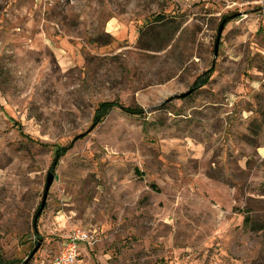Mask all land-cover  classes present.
I'll return each mask as SVG.
<instances>
[{"label":"rangeland","instance_id":"rangeland-1","mask_svg":"<svg viewBox=\"0 0 264 264\" xmlns=\"http://www.w3.org/2000/svg\"><path fill=\"white\" fill-rule=\"evenodd\" d=\"M76 230L85 264H264V0H0V264Z\"/></svg>","mask_w":264,"mask_h":264},{"label":"built area","instance_id":"built-area-1","mask_svg":"<svg viewBox=\"0 0 264 264\" xmlns=\"http://www.w3.org/2000/svg\"><path fill=\"white\" fill-rule=\"evenodd\" d=\"M95 242V232L76 230L63 243L57 257L47 263L39 264H85L80 257L81 247L91 246Z\"/></svg>","mask_w":264,"mask_h":264},{"label":"trees","instance_id":"trees-1","mask_svg":"<svg viewBox=\"0 0 264 264\" xmlns=\"http://www.w3.org/2000/svg\"><path fill=\"white\" fill-rule=\"evenodd\" d=\"M157 21L163 23V22H166L164 17L161 16V15H158L156 17ZM204 81L203 82H207L206 79H203ZM203 86V85H202ZM115 107H119L121 109H123V111L129 113V114H133V115H138V114H141L142 111H139L138 109H131V108H124L120 105H118L117 103H112V102H104V103H101L96 111V116H95V119L96 120H102L106 117V115L112 110L114 109ZM70 147H66V148H58L55 150V157L58 159V158H61V156H63L64 154L67 153V151L69 150ZM249 224H252L251 220L249 217H246L245 218V225L248 226ZM255 228V227H253ZM20 263H23L22 261ZM17 264V263H15Z\"/></svg>","mask_w":264,"mask_h":264},{"label":"water","instance_id":"water-1","mask_svg":"<svg viewBox=\"0 0 264 264\" xmlns=\"http://www.w3.org/2000/svg\"><path fill=\"white\" fill-rule=\"evenodd\" d=\"M222 30H223V25L221 26V28L219 30V35L222 33ZM190 94H191V92L184 93L181 96H179V99H184V98L188 97ZM53 181H54V176H53V174L50 173L48 175V178H47V183H46V187H45V191H44V195H43V199H42L41 208H40V210L36 216V220L40 216L42 210L44 209L46 199L48 196V192H49L50 187L53 184ZM39 248H40V244L37 245V247L34 249V251L30 255L29 259L25 262V264H28L32 260V258L34 257V255L36 254V252L38 251Z\"/></svg>","mask_w":264,"mask_h":264}]
</instances>
